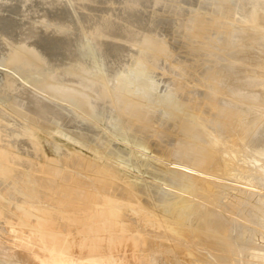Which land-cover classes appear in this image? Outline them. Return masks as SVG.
Listing matches in <instances>:
<instances>
[{
	"label": "rangeland",
	"instance_id": "obj_1",
	"mask_svg": "<svg viewBox=\"0 0 264 264\" xmlns=\"http://www.w3.org/2000/svg\"><path fill=\"white\" fill-rule=\"evenodd\" d=\"M127 1L126 0H0V125H4L5 126V123H4L5 119L3 120V117L5 115L6 121H8L10 126L7 127V128L4 127L3 135H4V137H5L4 139L6 141L4 143L7 144V146H6V149H8L7 153H9V156H10V158L12 160L13 166H15V164H16V160H14L15 158L16 159L20 158L22 160L29 159V158H33V159L35 158V160L37 162L43 164L45 155H47L48 158H53V157H56L58 154H66L69 151H75V152L80 153L81 155L89 157L90 156V153H89L90 150L88 149V145L86 146V143H85V142H87V140L82 138V139H78V141H77L78 137L74 133L78 132V133H82L84 135H87L86 136L87 138H88L89 133H90L89 138H91V137L92 138L91 139L88 138L89 140H88L87 144L91 145V144H95V143L97 144V143L101 142L102 144H106L107 143L106 145L108 146L109 149H112L113 147H114L113 150L114 149L115 150H119L120 149L119 151H121V153H122L121 154L122 158L119 159V162L124 167L127 165L126 169L128 170V172L123 170V168H121V169L119 168V170L121 172H123L124 174L126 173L127 177L133 176V177H130L131 179H133V178L138 179V181L143 185V187L148 189V191H149V188L151 186L160 187L161 183H164L163 176L165 174L164 170H166V169H164V167L162 165H160L159 161H156V160L154 161V159H152V157H154L153 156L154 153H151L150 151L147 152L142 147H139L136 144H132L131 138H130L132 134H130V132H128L127 126L125 125V123L122 120V118H118L117 117V115H116V114H118L117 110H115V108L111 104V101H109L107 98L104 101L98 100L97 101L98 103L95 101L96 98H93L94 100L92 99V101L90 102L91 105L95 102L94 104L97 105V108H99L97 110L98 111L97 113H99L100 118L97 119V120L93 119L94 120L93 121L91 117H89L88 115L86 116V114L84 112H82V110L80 108L76 107L75 104L71 103L70 100H67V102H68L67 103L66 99H64L63 97H62V99L61 98H57L56 99L53 96L55 98V99H53L52 96L49 97L48 94H45L43 92L44 96L47 95L45 98H47V97L51 98V101H50V99H48V100L51 103H53V104L51 105V104H49V101H47V104L50 105L49 107L52 106L51 109L52 110H57L56 112H58L60 115L62 113L64 114V115L63 114L61 115V117H63L61 119L62 121L61 120H57L59 118V116L57 117V115H59L57 113V115H56L57 118H54V119L51 120V124L54 126L53 128L52 127L43 126L44 129L45 130L47 129L46 131L49 132L47 134L45 133V131L43 129L37 130V128H35L34 126L31 127V125L28 124V122H27V124H25L23 122H20V120L17 119V115H19L18 114L19 113V106H21V105H19V106L14 105V104L10 105V103L13 100V98H12V96H11V94L9 92L5 93V88L7 89V86H6V78L7 77H6V75L7 76L9 75V76L13 77L15 80H17V82H19L20 79L21 80L24 79L22 81L27 83L28 85H31V84L34 85V83L36 84L38 82L40 83V80H42L41 81L42 83H40V84L43 85V84H46V83L48 84L47 80L49 81V79H50L49 76H51V74H52V76H54V75L56 76V78L60 82V85L61 84L63 85V86L61 85V87H58V86H60L59 83L57 85V87L60 88L61 91H64L66 89V91H68L70 93V95H75L76 92L78 91V89H77V86H75L76 84H74V81H75V83H76V81H83L84 78L86 79V76H87L86 80H92V77H93V74H94L95 76H98L99 78H101L104 82H107L106 83V87L108 89L109 98L112 97V93L113 92L114 93H119V91L121 90V87L123 88V86H125V85L129 86L130 87L129 89H132L133 91L136 92L137 89H140V88L143 87V86H140V88H139V85L143 83V84H145V87L143 88L142 91L145 92L144 95H146L147 101L150 100L149 104L152 102L151 104H153L155 107H158V109H156V110L157 111L159 110V112L155 111V116L158 118V122L162 123L161 126H163V124H166V126L164 127L165 129L170 128V125L172 123V120H171L172 119V115H171V112H170L171 111L170 109H171L172 105L174 106L175 103H177V102H181V103H185V104L187 102H189L190 106H192V107L199 104V105H201V107L198 106L199 108L197 110H195L196 112L199 113L200 119H198V122L203 124V126L206 125L205 129H206V131H208V133L211 132L210 133L211 137H215V139L219 140V143H218L219 145H218L217 149H221V151L223 152L222 156L224 158H226V160H227L226 162L228 163V165H230V164H232V165L229 166L230 167V171H228V172H224L220 168H215L217 170L215 175L218 177V179L211 178V177H205L206 179H208V181L211 182V186L213 188V191L216 192L218 190L217 193H215L216 195H213V199H212V197L210 198V196H208L209 197L208 199H206L205 197H202V198L201 197H199V198L198 197H196V198L194 197L193 198V200L199 201L200 205L202 206V207L200 206L202 208V211L203 210L204 211L208 210L209 213H211L210 216H207V219L210 218L211 220H219V223L223 224V229H222L223 233L224 234L227 233L225 235V239L226 240H225V242H223V241L220 242L221 243L220 245H218L219 244L218 243L217 246H215L216 249H215V247H213L214 252H213L212 249H210V250H212V251H210L209 248L202 247V245L193 246L194 248H196L195 250H197V248L198 249L200 248V249H199V251L198 250L194 251V248L193 249L191 248V250L194 251V252L191 253L192 254L191 257L192 256L193 257L190 258V259L195 261L196 264H229V262L232 259L233 260L235 259V260L234 261L232 260L230 262V264H235V262H236V264H238V263H240V264H242V263L243 264H264V144H263V142H264V137H263L264 136V110H261V109H264V102H263L264 100H262L264 98L263 97L264 96V90H263L264 87L262 85L264 83V81L262 80V79H264V74H263L264 73V58H263L264 55H262V54H264V48H263L264 47V36H262V35H264V30L262 32V29L261 30L259 29V28H262L261 25H263V27H264V7H262V6H264V3L261 2L263 0H251V1L250 0H246V1L245 0L244 1L243 0H230V1L229 0L225 1L224 0L223 2H222V0H215V2H212L214 0H209V1L208 0H176V1L175 0L171 1L170 0L171 2L168 1V0H166V1L165 0H160V1H158V0H134V1L133 0H127ZM218 1L220 3H218ZM228 1H229V3H227ZM143 2H144V4H143ZM159 2H161V4ZM221 3H223L222 6H224V8L221 6ZM224 3H226V4L224 5ZM170 4H171V6L173 8L170 7ZM210 4L211 5H213V4L216 5L217 4L216 6L217 7L219 6V8H217V9H218V11H221V13L217 12L216 7H214L215 5H213V7H214V9H213V7L210 6ZM228 4H231V5H228ZM233 4H235V5H233ZM165 5L167 7H169V8H166ZM228 6H229L230 9L232 7L233 10L232 9L229 10V8H227ZM234 6H235V8H233ZM253 6H254V8H253ZM160 7H162V8H160ZM210 7H212V8H210ZM257 7H259V8H257ZM164 8H165V10H164ZM170 8H171V10H169ZM167 9H168V11H167ZM173 9H174V11H173ZM179 9H180V11H178ZM212 9L214 10V14H213V11H211L212 13L210 12V10H212ZM215 9H216V11H215ZM225 9L227 10V12L225 11ZM85 10H86V12H85ZM181 10H184V11L181 12ZM199 10H201V11H199ZM245 10L247 11L248 14L247 13L245 14V12H244ZM176 11H178V13L181 12L183 15L180 14V13L178 14ZM186 11L187 12L190 11V14L189 13L187 14ZM253 11H255L257 14L256 13L254 14ZM258 11L261 12V13H259ZM173 12H175V13H173ZM183 12H185V13H183ZM215 12H217V13H215ZM223 12H225L224 15H223ZM229 12H231V13H229ZM251 12H253V13H251ZM176 13H177V15H176ZM208 13L210 14V16L213 15L212 16L213 18L210 17V16L208 17V15H209ZM227 13H228V15H226ZM164 14H166V15H164ZM191 14L193 15V18H192L193 20L191 18L189 19V17H188V16L192 17ZM195 14L199 15V17H202V20L204 19V21H202V22H203V24H205V23L207 24V25L205 24V27L209 26V28H207V30L209 32H211L213 30L212 33L215 34V35H213L212 33H210V34L213 35V38L215 37L214 38L215 40L213 39L214 43L211 40L212 36L209 33H207L208 31L206 32L207 35L205 34V37H203L205 40L201 39L200 42H199V40L196 41L197 39H195L192 36L191 32L194 30V26H196V23H195L196 21H194V20H195L196 17H198V16L195 17L194 16ZM220 14H222V15H220ZM132 15H134V16H132ZM170 15L172 17H170ZM216 15H218V17ZM253 15H255V16H253ZM260 16H261V19L259 18ZM244 17L245 18L247 17L249 20L247 18L245 20ZM249 17H252L254 19L251 20ZM187 18L190 21L187 20ZM210 18H212V19H210ZM218 18H220V19H218ZM225 18H227V20ZM257 18H259V19H257ZM213 19H215V21H216V19H218V21L215 22ZM136 20H137V23L135 22ZM219 20L222 21V22H219ZM127 21H129V22H127ZM186 21H189V22H186ZM207 21H209L210 23H208ZM225 21H227V22H225ZM235 21H236L237 24L239 23V21L240 22L242 21L243 23H239L240 27L241 26L242 27L245 26L244 28L246 29V26H247L248 32L250 31V33L254 34V31H252V30H255V35L251 34L253 36V38H252V36L248 37L250 35V33H248L247 30H244V28L240 29L239 24H238V26H236L237 24L235 23ZM244 21H247V22L249 21L251 24L249 22L247 23V22H244ZM105 22H106V25H105ZM133 22H134V24H133ZM151 22H153V23L151 24ZM191 22L193 23V25H192ZM252 22H254V24ZM258 22H260V24ZM99 23H101L100 26H99ZM111 23H113V24H111ZM186 23L187 24L191 23V24H188V25H192V26H188V25H186ZM217 23H218V26L220 27L219 30H218V26H216ZM228 23H230V24H228ZM255 23H258V24H255ZM178 24H179V26H178ZM212 24H213V28H212ZM234 24H236V25H234ZM241 24H243L244 26L241 25ZM252 24H253V26H252ZM104 26H105V28H104ZM143 26H145V27H143ZM224 26H226V28H223ZM126 27H128V28H126ZM177 27L181 28V30L179 28H177ZM185 27H186V30L184 29ZM189 27H190V29H189ZM236 27H238L240 30L238 28H236ZM98 28H100V29H98ZM101 28L103 29V31H102ZM106 28L109 30V32H104V31L107 30ZM222 28H223V31L221 30ZM233 28H234V30H232ZM251 28H252V30H251ZM254 28H256V29H254ZM113 30L115 32H113ZM148 30H149V32H148ZM230 30L233 31V32H231ZM241 30H243V31H241ZM257 30L258 31L260 30L262 33L259 31L261 33L260 34ZM125 31H127V33ZM145 31H146V34H145ZM128 32H130L131 35H134L133 33L135 32L136 36L135 35H134V37L130 36V39L132 37L133 38L130 40L129 37H128L127 41H126L125 38L130 35V33H128ZM152 32H154L155 36H154V34ZM222 32L223 33L225 32V34H223ZM228 32H231V34L228 33ZM241 32H243V33H241ZM93 33H94L95 37L92 36ZM108 33L110 35L114 34L113 36H111L112 38L110 37V35H108ZM189 33H191V34L189 35ZM221 33H222V35H221ZM218 34L221 35L223 37V39H220L222 37L218 36ZM104 35L105 36L107 35V37H105ZM119 35L124 36V37H121ZM141 35H142V37H141ZM156 35L159 36V37H156ZM228 35H229L230 38L228 37ZM232 35H235V36H232ZM147 36L157 39V41H159L163 46L165 45L164 47H166V49L168 50V54H169L168 60L159 59L158 62H157L158 66H157L156 70L155 69L150 70L147 66H146L147 67V69H146L145 65H147V64H145V65L141 64V58L139 60V57L142 54L141 53L142 50H141L140 47L144 44V43L142 44L143 38L147 37ZM188 36L189 37L191 36L190 39H189ZM206 36H208V37H206ZM224 36H226V38H224ZM236 36L239 37V38H236ZM140 37H141V39H138ZM123 38H124V40H122ZM134 38H136V39H134ZM241 38L243 40L244 39L245 40L243 41ZM254 38H258V40L256 39V41H255ZM184 39H185V41H184ZM217 39H219V41ZM236 39H238V41ZM110 40H111L112 43L110 42ZM186 40H188V41L191 40V42L189 41L190 42L189 43ZM216 40L218 42H221V43H216L217 42ZM225 40L226 41L228 40V41L226 42ZM240 40H242V41L239 42ZM130 41L133 42V43L130 44L131 43ZM137 41H139V42H137ZM194 41H196L195 42L196 44L194 43ZM126 42H127V44H126ZM138 43H141L142 45L138 44ZM199 43H200V45H199ZM212 43L214 45L215 44L216 45L213 46ZM225 43H227L228 45L225 44ZM231 43H232L233 46L231 45ZM245 43H247V44H245ZM254 43L255 44L258 43L257 44L258 47H257V45H254ZM118 44H119V46H118ZM238 44H239V46H238ZM30 45H31V47H30ZM188 45H189V48H188ZM204 45H206V46H204ZM209 45H211L213 48H210ZM241 45H242V47H241ZM26 46H27V48H26ZM126 47L127 48L129 47L128 48L129 50ZM195 47H198V48H195ZM202 47H204V48H202ZM225 47L227 49L231 47V49H228L230 52L227 49H225ZM260 47H261V49H259ZM17 48L18 49L21 48L22 50L21 49H19V50L21 52L22 51H24V52L21 53ZM28 48H29V50H28ZM201 48L203 49V51H202ZM206 48H208V49H206ZM235 48L238 51L235 50ZM245 48H246V50H245ZM26 49H27V52H25ZM233 49H234V55H233V53H231V50L233 51ZM208 50L210 52L209 54H213V52H216V51H218L219 53L221 52V53L220 54L219 53H217V54L215 53L213 55L206 56V54L208 55V52H207ZM211 50H212V52H211ZM221 50H224V52H223L224 54L222 53ZM252 50L254 52L255 51L256 52L254 53ZM16 51H19V53H17ZM28 51L31 52V53H29ZM139 51H140V53H139ZM197 51H199V52H197ZM242 51H246L247 55L243 54L245 52H242ZM192 52H194L196 54V56H198V57H196L195 54L192 53ZM239 52H240L239 56L242 54V56L240 58L237 55ZM249 52H250V55H249ZM28 53L31 54V56H33V58L31 59L32 62H28L27 63V61H28L27 60L26 62L24 61V62L11 64L12 62L15 61L12 58L13 55L14 56L16 55L18 57L21 55L20 57H23L24 59H27V55L26 54H28ZM132 53H134V54H132ZM226 53H229L230 55L232 54L231 56L232 57L235 56V57L232 58L231 56H229L227 54V56L230 57V59L225 58V57H227L225 55ZM257 53L259 55H257ZM35 55H37V56H35ZM119 55H120V57H119ZM214 55H216V56L214 57ZM217 55H220L222 57V59H220L221 57H219ZM224 55H225V57H223ZM248 55L250 57H247V59H246V56H248ZM170 56L171 57L173 56L174 58L172 59ZM199 56H201V57L199 58ZM211 56H213L216 59V63L213 64V68H212L211 65H212V63L215 62V59H213ZM38 57H39V59H37ZM137 57H138V59H137ZM206 57H207V59L209 61L207 59H205ZM237 57L239 59H237ZM34 58L36 60H38V61H36ZM197 58L199 60H197ZM224 58L227 59V61L231 60L229 62V65L228 64L225 65V63H228V62ZM252 58H254V59H252ZM204 59L206 60V62H204L205 61ZM210 59H211V61H210ZM217 59L218 60L220 59V61L222 60L221 63L222 62L223 63L221 64L220 61L219 62L217 61ZM223 59L226 62L223 61ZM240 59H242V60H240ZM250 59L252 61H250ZM232 60L233 61L235 60L234 63L232 62ZM243 60L245 62H246V60H248V61H247V63H245ZM260 60H263V61L261 62ZM167 61H168V63H164V62H167ZM236 61H238L240 63L236 64L237 63ZM251 62L252 63L255 62V63L252 64ZM178 63H180L179 65H183V66H185L187 68H190L189 70H191V71L192 70L196 71V73L198 75L200 73L201 76H202L201 77L202 80H205V78H207V75H209V73H211L212 71H216V69H217V71L219 69H221V71H225L226 67L229 69L230 68L229 66H232L229 69V72L232 71L233 75L231 74V72L230 73L227 72L228 69H226L227 71L225 72V74L223 72H220V70H219V72L221 74L223 73L222 75L224 77L222 79V81L224 80V82H222V83H224L223 84L224 86L226 84V87H228V88H226V87H224L223 85L220 84V88L223 89L224 91L222 92L220 90V92L218 94L214 93L213 97L215 98L214 104L216 105V107H218L219 109L221 107L224 110H228V111H231V112L236 114L235 118H234V122H235L234 123V128H232V129L227 128L221 122L222 120L220 118L216 117L217 116L216 111L212 112L209 109V107L204 104V102H205L204 100H206L208 96H212L211 95L212 92H211V90L208 89V87L205 88L206 85H204L203 83H199V81H196V79L188 78L189 80L188 79L186 80L187 81L186 82L187 83L186 86H188V87L181 88V89H183L182 92L175 91V83H173L174 81H173V78H172V74H173V77H174L175 73L173 71H171V70H169L171 75H168V74L166 75L164 73L167 72L168 69H176ZM188 63H189V65H188ZM243 63H245V64H243ZM159 64L161 65V67H159ZM169 64H171V65H169ZM214 65L215 66L216 65H220L221 67L216 66V68H215ZM247 65H249V66H247ZM190 66H192V67H190ZM208 66H209V68H208ZM233 66H234V68H233ZM235 66L236 67L239 66V67L236 68ZM241 66L244 68V70H241V69H243V68H241ZM255 66L257 68H255ZM248 67H250V68H248ZM210 68H211V70H210ZM239 68H241V69H239ZM245 68L246 69L248 68L249 71H247L248 69L246 70ZM121 69H122V71H121ZM206 69H208L210 72H206ZM82 70L83 71L86 70V72L84 71V73H83ZM203 70H205V71H203ZM245 70L247 71L246 73H245ZM80 71L83 74H86V75H83L84 78H81L82 75H81ZM150 71L152 73H150ZM252 71H254V72H252ZM4 72H5V74H4ZM75 72H77V73H75ZM235 72H236V74H238L237 76H235L236 75ZM247 73L250 76H248ZM152 74H154L155 76L152 75ZM157 74H158V76H156ZM228 74H231V75H228ZM146 75H148V76H146ZM261 75H262L263 78L261 77ZM122 76H123V79H122ZM228 76H229V78H228ZM231 76H234V78L231 77ZM254 76H256V77L254 78ZM109 77H111V79H109ZM151 77L154 78V79H158V80H154ZM226 77L228 78L227 80H226ZM257 77H258V79H257ZM43 78H45V81H44ZM46 78H47V80H46ZM78 78H79V80H78ZM133 78H135V79H133ZM241 78H243L244 80L247 79V78L248 79L245 80V82H244V80L241 79ZM159 79H163L165 81L159 80ZM167 79H169V80H167ZM231 79L232 80L235 79V80L229 81ZM26 80L27 81L30 80L29 83ZM191 80H192V82H191ZM238 80H240V81H238ZM22 81H20L18 84H21ZM155 81H156V83H155ZM157 81H158V83H157ZM161 82H163V83H161ZM235 82H236V84L242 82L241 85L244 84L243 86L247 85V86H245L247 92H245V87L243 88V86H242L240 88L238 86V84L235 86ZM117 83H119V84H117ZM170 83H171V85H170ZM107 84H109V85H107ZM150 84L152 85V87H151ZM184 84H185V82H184ZM200 84H202L203 86L200 85ZM227 84L230 85V86H227ZM250 85H251V88L249 87ZM260 85L262 87V90H260L261 89ZM194 86H195V88H194ZM222 86L224 88H222ZM256 86H259V87H256ZM110 87H112V88H110ZM116 87H117V89H116ZM230 87H233V88H230ZM118 88H120V89H118ZM146 88H148V90ZM155 88L157 89V91H156ZM189 88H190L191 91L189 90ZM238 88H240V89H238ZM249 88L250 89L253 88L250 91V93H249ZM193 89H195V90H193ZM233 89H235L237 92L236 91L233 92L234 91ZM241 89H243V90H241ZM257 89H258V91H257ZM115 90L116 91L118 90V92H116ZM192 90L195 93L192 92ZM229 90H230L231 96H230V94L228 95ZM255 90L257 92H259V93H257ZM70 91H72V92H70ZM238 91H240V92L244 91V93L243 92L242 93L244 95L246 93V96L242 95V93H239ZM68 92H66V93L68 94ZM137 92H139V91H137ZM149 92H150V94H149ZM169 92H170V94H169ZM232 92H233V94H232ZM251 92H252V95H251ZM153 93H154V95H153ZM167 93H168V95H167ZM183 93L185 95L187 94L186 95L187 98L185 97V95ZM260 93H261V95H260ZM149 95H151V96H149ZM226 95H228L227 97L229 99L226 98ZM236 95H240V96H236ZM248 95H251L252 97L249 96V98H248ZM173 96L174 97L176 96V97L174 98ZM199 96H201V97H199ZM260 96H262V97L259 98ZM235 97H237V99L239 97H241V98H243V100L240 98V99H238L239 101H237V99ZM176 98H177V100H176ZM111 99H113V97ZM63 100H65V101H63ZM174 100H175V102H174ZM259 100H262V101H260L261 104L259 103ZM155 101H157V102L155 103ZM58 102H60V103H58ZM158 102H159V104H158ZM162 103H164V104L162 105ZM242 103H243V105L246 104L245 105L246 107L245 106H240V105H242ZM105 104H107L108 106H106ZM236 104H237L238 108H237ZM104 107L105 108L107 107V109L104 110ZM257 107H258V109H257ZM109 108H110V110H109ZM259 108H261V109L259 110ZM59 109H61V110L59 111ZM235 109H236V111H235ZM238 109H239V112H238ZM244 109H245V111H244ZM66 110H68V111H66ZM100 110H102L103 112L100 111ZM187 111H190V110L187 109ZM165 112L167 113V116H166ZM252 112H254V113H252ZM247 114H249V116ZM250 114H251V116H250ZM67 115H69V116H67ZM19 116H20V118H24L22 115H19ZM66 116L69 117V118L66 119L67 118ZM253 116H255L254 118H256V117H258V118H256V120L254 121ZM249 118H250V121H249ZM104 119H106V120L103 121ZM201 119H202V121H201ZM246 119H248L249 122ZM252 119H253V121H252ZM65 120H70V123H69V121L65 122ZM165 120H166V122H165ZM52 121H53V123H52ZM71 121H73V122H71ZM62 122H64V123H62ZM67 122H68V124H65ZM72 123H74V124H72ZM75 123H77V124H75ZM240 123L242 125L243 124L244 125L242 126ZM245 123H248V124H245ZM55 125H56V127H55ZM245 125L246 126L249 125V126L246 127ZM207 126H209V129L207 128ZM224 127H225V130H224L225 132L223 131ZM249 127H250L251 130L247 129ZM49 128H51L50 131H49ZM73 128H75L76 130H74ZM86 128H91V130L90 129H86ZM220 128H221V130H220ZM52 129H53V131H52ZM55 129L56 130L58 129L59 132L56 131ZM78 129H82L83 131L81 130V132H80V130H78ZM84 129L87 130V132L89 131V133L85 132ZM99 130H100V132H99ZM60 131L62 132V135L60 134L61 133ZM250 131L251 132L253 131L252 134H251ZM63 132H65V133H63ZM231 132H233V133H231ZM235 132H236V135H234ZM55 133H57L56 136H54ZM237 133H239L240 136L237 135ZM73 134L76 135L75 136L76 138L74 137ZM82 134H81V137H82ZM246 134H247V136H246ZM65 135H66L67 139H66ZM84 135H83V137H84ZM233 135L235 136V139H234ZM47 136L51 137V138H47ZM52 136H54V137L52 138ZM99 136L101 138L102 137L103 138L101 139ZM251 136L253 137V139L251 138ZM35 137H36V139H35ZM245 137H246V139H245ZM105 138H108V139H105ZM239 138H240V140H239ZM256 138H258V139H256ZM72 139L73 140L75 139L74 143H72V141H73ZM171 139L174 141L173 138H171ZM226 139H227V141H226ZM100 140H102V141H100ZM103 140H105V141L103 142ZM205 140L208 141V137L207 136H205V137L203 136L202 137V139L200 141V144L205 145L206 144ZM241 140H242V142H240ZM257 140H261L260 143L262 145L259 144V141H257ZM237 141H239L240 143L237 142ZM247 142H248V144H247ZM79 144L82 145V146H80ZM242 145H243V147H242ZM256 145H258V146H256ZM230 146H231V148H230ZM236 146L239 148V150H238V148ZM246 146H248V147H246ZM55 147H57V149ZM222 149H224L225 151L222 150ZM41 151L44 152V154L41 153ZM232 160H233V162H232ZM235 162H236V166H235ZM169 168H170V170H172V168H175V167L174 166H170ZM160 169L163 170V171H160ZM177 169H180V168H177ZM251 169L254 172L251 171ZM240 171H242V172H240ZM243 171H245V172H243ZM209 172H212V170H209ZM149 173H151V174H149ZM188 173H190V172H188ZM246 173L248 174L247 176L245 175ZM155 174L157 175V178H156ZM195 175H197V174H195ZM232 176H234L235 178L232 177ZM242 178H243V180H242ZM250 178H252V179H250ZM236 180H238V181H236ZM151 181H153V182H151ZM241 182H243V183H241ZM253 183H254V185H253ZM155 184H158V185L155 186ZM223 185H225V187H223ZM229 185H230V187H229ZM226 186H227V188H226ZM235 186H236V188H235ZM218 188H220V189H218ZM223 188L226 189V190H224ZM241 191L243 192V194H242ZM238 193H241V194H238ZM236 194H238V195H236ZM229 195L233 196V197L230 198ZM243 195L245 197H243ZM219 196L221 197L222 200L220 199ZM187 197H189V196H187ZM230 199H233V200H230ZM203 200H205V201H203ZM208 200L209 201L215 200V201H213V204L212 203L209 204ZM229 200L231 202V205H230ZM225 202L227 203V205H226ZM232 204H236V205H232ZM257 204H259V205H257ZM223 205H225L226 207L223 206ZM232 206H234V207H232ZM232 208L233 209L237 208L235 210L236 212L234 210H232ZM0 209L3 210V209H7V208H0ZM212 209L214 211H211ZM223 210H224V212H222ZM216 211H218V212L216 213ZM238 211H240L241 213L238 212ZM7 213H12V214L15 215V212L10 210V209L7 210ZM212 214H213V216H212ZM232 214H234V215H232ZM253 214H254V216H253ZM237 215L239 216V218H238ZM217 216H218V218H217ZM223 217H225V218H223ZM219 218L221 219V221H220ZM243 218H244V220H243ZM246 220H248V221H246ZM13 222L15 223V221H13ZM227 222H229V223L227 224ZM231 222H232V224H231ZM101 223H102V228H101L100 232H101V235H102V234H105V231H103V225H106L109 222H105V224L103 222H101ZM229 225H231V226H229ZM89 226H90L89 228H92L94 225L90 224ZM254 229H256V231ZM82 230H84V233L86 232L85 229H82ZM229 230H231V231H229ZM244 230H246V232ZM240 231H241V233H243V232L244 233L241 235V233H239ZM95 234H97V232ZM231 234H232V236H230ZM73 235L78 238L79 235H81V234H80V232L75 233V231H74ZM88 236H90V235H88ZM93 237H94V234L91 235L89 238H93ZM231 237H232V239H231ZM238 239L243 241V242L239 241L240 243H238L237 242ZM81 240L82 239L79 238L77 243L78 242L81 243ZM250 240H251V242H249ZM232 243H234V244H232ZM219 246H221V248ZM225 246H227V247H225ZM229 247H232V248H229ZM233 247H234V249H233ZM224 248H225V250L227 249L230 252L234 251L235 254H234V252H232V253H229V255H228L229 251L228 252L225 251V253H223L224 250H222V249H224ZM201 250H202V252H201ZM220 250H222V251H220ZM198 252H199V254H201V256L198 255ZM216 252H219V253L221 252V253L220 254H218V253L216 254ZM212 253L213 254L215 253L214 255H216V256H214ZM237 253H238V257H237ZM239 253H240V255H239ZM210 255H212V256H210ZM221 255H223V256H221ZM227 255H228L229 258L232 256V259L229 260ZM241 255H243V256H241ZM202 256H203V258H202ZM176 258H177V260L174 259L175 261H179L180 260L179 261L180 264H186L185 260L180 259L182 257L177 256ZM204 258H207V260H204ZM220 258H222V259L220 260ZM73 259L74 258L69 259L68 257H66V264H68L69 260L73 261ZM185 259H188V258L185 257ZM237 260H238V262H237ZM13 264H23V263H20L19 261H17V262H14Z\"/></svg>",
	"mask_w": 264,
	"mask_h": 264
},
{
	"label": "bare ground",
	"instance_id": "obj_2",
	"mask_svg": "<svg viewBox=\"0 0 264 264\" xmlns=\"http://www.w3.org/2000/svg\"><path fill=\"white\" fill-rule=\"evenodd\" d=\"M158 1H160V0H158ZM168 1H170V0H168ZM223 1L224 0H222V2ZM229 1L227 3H229ZM263 1H261V2L264 3ZM212 2H215V0L212 1ZM159 3L161 4V2H159ZM218 3H220V2L218 1ZM143 4H144V2H143ZM222 4L223 3H221V6H222ZM225 4L226 3H224V5ZM213 5H215V4H213ZM213 5L210 4V6H212V7H213ZM216 5L214 7H216V9L219 8V6L217 7ZM228 5H231V4H228ZM233 5H235V4H233ZM165 7L169 8L166 5H165ZM170 7H172L171 4H170ZM212 7H210V8H212ZM214 7H213V9H214ZM222 7L224 8V6H222ZM262 7H264V6H262ZM160 8H162V7H160ZM227 8H229V6ZM233 8H235V6ZM253 8H254V6H253ZM257 8H259V7H257ZM213 9L210 10V12L213 11V14H214V10ZM216 9H215V11H216ZM231 9H232V7H231ZM231 9L229 8V10H231ZM164 10H165V8H164ZM169 10H171V8ZM167 11H168V9H167ZM173 11H174V9H173ZM178 11H180V9ZM178 11H176V12L178 13ZM182 11H184V10H181V12ZM199 11H201V10H199ZM225 11L227 12L226 9H225ZM85 12H86V10H85ZM181 12H179V13L182 14ZM217 12L221 13V11H218V9H217ZM217 12H215V13H217ZM244 12H245V14L247 13L246 10ZM253 12H254V14L256 13L255 11H253ZM253 12H251V13H253ZM173 13H175V12H173ZM177 13H176V15H177ZM183 13H185V12H183ZM188 13L190 14V11L187 12V14ZM224 13L225 12H223V15H224ZM229 13H231V12H229ZM259 13H261V12H259ZM164 15H166V14H164ZM218 15H216V16L218 17ZM220 15H222V14H220ZM226 15H228V13ZM132 16H134V15H132ZM194 16L195 17L198 16V17H196L195 20H194V21H196L195 22L196 26H194V30L191 33H192V36L195 39H197L196 41L199 40V42H200L201 39H204L203 37H205V34L206 35H207V33L210 34V33L213 32V30L211 31L209 29L211 31V32H209L207 30V28H209V26L205 27L206 23L203 24V22H202V21H204V19L202 20V17H199V15H197V14H195ZM209 16H210V14L208 15V17ZM212 16H210V17H212ZM253 16H255V15H253ZM170 17H172V16L170 15ZM188 17H189V19L190 18L192 19L193 15H192V17H190V16H188ZM212 18H210V19H212ZM246 18H245V20H246ZM249 18L251 20L254 19L252 17H249ZM259 18L261 19V16ZM259 18H257V19H259ZM189 19L187 18V20H189ZM218 19H220V18H218ZM218 19H216V21H215V19H213V20L215 22H217ZM225 19L227 20V18H225ZM189 21H186V22H189ZM127 22H129V21H127ZM135 22L137 23V20ZM207 22L210 23L209 21H207ZM219 22H222V21L219 20ZM225 22H227V21H225ZM244 22H247V21H244ZM152 23L153 22H151V24ZM191 23H188V24H191ZM218 23L216 24V26H218ZM235 23H236V21H235ZM239 23H243V22L239 21ZM252 23L254 24V22H252ZM258 23L260 24V22H258ZM258 23H255V24H258ZM100 24L101 23H99V26H100ZM111 24H113V23H111ZM133 24H134V22H133ZM188 24L186 23V25H188ZM228 24H230V23H228ZM236 24H234V25H236ZM238 24L236 26H238ZM253 24H252V26H253ZM105 25H106V22H105ZM192 25H193V23H192ZM192 25H188V26H192ZM241 25H243V24H241ZM178 26H179V24H178ZM261 26H262V28H259V29L260 30L262 29V32H263L264 27H263V25H261ZM143 27H145V26H143ZM239 27H240V24H239ZM244 27L241 26L240 29L244 28ZM104 28H105V26H104ZM126 28H128V27H126ZM177 28H179V27H177ZM212 28H213V24H212ZM219 28L220 27L218 26V30H219ZM223 28H226V26H224ZM223 28L221 29L222 31H223ZM236 28H238V27H236ZM98 29H100V28H98ZM179 29L181 30V28H179ZM184 29L186 30V27ZM189 29H190V27H189ZM254 29H256V28H254ZM149 30H148V32H149ZM232 30H234V28ZM244 30H247V32H248L247 26H246V29L244 28ZM251 30H252V28H251ZM102 31H103V29H102ZM127 31H125V32L127 33ZM241 31H243V30H241ZM252 31H254V34L250 33V31H249L248 33H250V35L248 34L249 35V36L247 35L248 37H251L252 36L251 34L255 35V30H252ZM104 32H109V30L107 29ZM113 32H115V31L113 30ZM135 32L133 33L134 35H135ZM231 32H233V31H231ZM231 32H228V33L231 34ZM128 33H130V32H128ZM152 33L154 34V32H152ZM191 33H189V35ZM222 33H221V35H222ZM241 33H243V32H241ZM145 34H146V31H145ZM212 34H210V35L212 36L211 40L213 41V39L215 38V37L213 38V35H215V34H213V35ZM223 34H225V32ZM108 35H110V34L108 33ZM113 35L114 34H111L110 37L113 36ZM134 35H131V33H130L129 36L126 35L127 36V37L125 36L126 37L125 38L126 41H127L128 37L130 39V36L134 37ZM157 35H156V37H159ZM221 35L218 34V36H221ZM92 36H94V33H93ZM119 36H121V35H119ZM154 36H155V34H154ZM208 36H206V37H208ZM232 36H235V35H232ZM262 36H264V35H262ZM105 37H107V35ZM121 37H124V36H121ZM141 37H142V35H141ZM141 37L138 38V39H141ZM190 37H189V39H190ZM228 37H229V35H228ZM224 38H226V36H224ZM236 38H239V37L236 36ZM252 38H253V36H252ZM134 39H136V38H134ZM220 39H223V37L220 38ZM254 39H255V41H256V39L258 40V38H254ZM122 40H124V38ZM217 40L219 41V39H217ZM236 40L238 41V39H236ZM242 40H240L239 42H241ZM139 41H137V42H139ZM184 41H185V39H184ZM186 41H188V40H186ZM189 41L191 42V40H189ZM196 41H194V43ZM218 41L216 43H221V42H218ZM110 42H111V40H110ZM132 43L133 42H131L130 44H132ZM213 43H214V41H213ZM126 44H127V42H126ZM138 44H141V43H138ZM142 44H141L142 46L140 47L141 50H142V52H141L142 54L141 55L139 54L140 55L139 60L141 58V64H144V65L147 64V65H145V67L147 66L150 70H153V69L156 70V68L158 66L157 62H158L159 59L168 60V58H169L168 57L169 56L168 50L166 49V47H164L165 45L163 46L159 41H157V39L147 36V37L143 38ZM225 44H227V43H225ZM245 44H247V43H245ZM257 44L254 43V45H257ZM189 45H188V48H189ZM199 45H200V43H199ZM211 45H209V47L213 48ZM215 45L213 44V46H215ZM231 45H232V43H231ZM118 46H119V44H118ZM204 46H206V45H204ZM238 46H239V44H238ZM30 47H31V45H30ZM226 47H225V49H227ZM241 47H242V45H241ZM257 47H258V45H257ZM26 48H27V46H26ZM195 48H198V47H195ZM202 48H204V47H202ZM236 48H235V50H237ZM19 49H21V48H19ZM206 49H208V48H206ZM228 49H231V47L228 48ZM259 49H261V47ZM28 50H29V48H28ZM245 50H246V48H245ZM19 51H16V52L19 53ZM202 51H203V49H202ZM221 51H222V53L224 52V50H221ZM22 52H24V51H22ZM25 52H27V49L25 50ZM197 52H199V51H197ZM207 52H208V55L206 54V56L213 55L215 53L216 54L219 53L218 51H216V52H213V54H209L210 53L209 50ZM211 52H212V50H211ZM242 52H245L243 54H246V51H242ZM29 53H31V52H29ZM29 53L26 54L27 55V59H24L23 57H20L22 54L19 57L16 56V55L15 56L13 55L12 58L15 61L12 62L11 64L24 62V61L26 62L27 60H28L27 63L28 62H32L31 59L33 58V56H31V54H29ZM139 53H140V51H139ZM192 53H194V52H192ZM231 53H233V55H234V49H233V51L231 50ZM132 54H134V53H132ZM227 54L229 56L232 55V54L230 55L229 53H226L225 55L227 56ZM239 54H240V52L237 55L239 56ZM225 55L223 57H225ZM249 55H250V52H249ZM249 55L246 56V59H247V57H250ZM257 55H259V54L257 53ZM262 55H264V54H262ZM35 56H37V55H35ZM195 56H196V54H195ZM215 56L216 55H214V57ZM217 56L221 57L220 55H217ZM241 56H242V54L239 56V58ZM119 57H120V55H119ZM196 57H198V56H196ZM200 57L201 56H199V58ZM211 57L213 59H215L213 56H211ZM234 57H232V58H234ZM171 58L173 59L174 57L172 56ZM225 58L230 59V57H228V56L225 57ZM239 58L237 57V59H239ZM37 59H39V57ZM137 59H138V57H137ZM205 59H207V57ZM220 59H222V57ZM220 59L219 60L217 59V61L219 62ZM224 59H223V61H225V60L227 61V59H225V60ZM252 59H254V58H252ZM197 60H199V59L197 58ZM240 60H242V59H240ZM36 61H38V60H36ZM210 61H211V59H210ZM221 61H220V63H221ZM230 61L228 60L227 61L228 63H225V65L226 64L229 65ZM234 61L232 60L233 63H234ZM247 61L248 60H246V62L245 61L244 62L247 63ZM250 61H252V60L250 59ZM260 61L262 62L263 60H260ZM204 62H206V60ZM236 62H237L236 64L240 63L238 61H236ZM164 63H168V61L164 62ZM215 63H216V59H215V62L212 63V65H211L212 68H213V64H215ZM245 63H243V64H245ZM253 63H255V62H253ZM179 64L180 63L177 64V68L176 69H168V71L164 73L166 75L167 74L171 75L169 70H171V71H173L175 73L174 77H173V74H172V78H173V81H174L173 83H175V91L182 92L183 89H181V88L188 87V86H186V84H187L186 80L188 78L196 79V81H199V83H203L204 85H206L205 88L208 87V89L211 90V92H212V94H211L212 96H208L207 99L204 100L205 101L204 104L206 106H208L209 109L212 112L216 111V114H217L216 117L220 118L222 120L221 122L227 128H230V129L234 128V123H235L234 122V118H235L236 114L231 112V111L224 110L221 107H220V109L218 107H216V105L214 104L215 98L213 97L214 93L218 94L220 92V90L222 92L224 91L223 89L220 88V84L221 85L224 84V83H222V82H224V80L222 81V79L224 78L222 74L223 73L225 74V72L227 71L226 69H228V68L226 67L225 71H221V69L218 68L220 70V72H223L222 74L219 72V70L217 71V69H216V71H212L211 73H209V75L206 74L207 78L204 77L205 80H202V78H201L202 76H201L200 73L198 75L196 73V71H194V70L191 71V70H189L190 68H187V67H185L183 65H179ZM169 65H171V64H169ZM188 65H189V63H188ZM192 66H190V67H192ZM216 66L221 67L220 65H216ZM216 66H215V68H216ZM247 66H249V65H247ZM147 67H146V69H147ZM159 67H161L160 64H159ZM229 67L231 68L232 66H229ZM238 67H236V68H238ZM208 68H209V66H208ZM233 68H234V66H233ZM241 68H243V67L241 66ZM241 68H239V69H241ZM248 68H250V67H248ZM255 68H257V67L255 66ZM229 69H228L227 72H229ZM210 70H211V68H210ZM241 70H244V68L241 69ZM246 70H245V73L247 71H249V69L247 71ZM84 71L86 72V70H84ZM84 71H83V73H84ZM121 71H122V69H121ZM203 71H205V70H203ZM206 72H210V71L208 69H206ZM230 72L232 74V71H230ZM252 72H254V71H252ZM75 73H77V72H75ZM83 73L81 72V75H82L81 78H84L83 75H86V74H83ZM150 73H152V72L150 71ZM4 74H5V72H4ZM231 74H228V75H231ZM235 74H236V72H235ZM152 75H154V74H152ZM237 75L238 74H236L235 76H237ZM247 75H248V73H247ZM54 76H52V74H51V76H49V78H50L49 81L46 78L48 84L46 83V84L42 85V84H40V83H42L41 82L42 80H40V83L38 82L36 84L34 83V85H32V84L28 85L27 83L22 81L24 79L21 80L19 78L20 81H22V82H21V84H18L20 81L17 82V80H15L13 77H11L9 75L8 76L6 75V77H7L6 78L7 89L5 88V93L9 92L11 94L12 98H13L12 102L10 103V105L14 104V105H17V106H19V105L22 106V107L19 106V113L18 114L22 115L24 118H20V116L17 115V119L20 120V122H23L25 124H27V122H28V124H30L31 127L34 126L35 128H37V130L43 129L45 131V133L47 134L49 132H47L46 131L47 129L45 130L43 126L52 127L53 128L54 126L51 124V120L54 119V118H57L58 116H59L60 119L58 118L57 120H61L63 118V117H61V115L63 113L60 115L58 112H56L57 110H52L51 109L52 106L49 107L50 106L49 104L52 105L53 103L50 102L51 98H48V97L45 98L47 95L44 96L43 92L45 94H48L49 97L50 96H52V97L54 96L56 99L57 98H61L62 99V97H63L64 99H66V102H67V100H70L71 103L75 104L76 107L80 108L82 110V112H84L86 114V116L88 115L89 117H91L92 120L93 119L97 120V119L100 118L99 113H97L98 112L97 110L99 108H97V105L94 104L95 102L94 103L92 102L93 103L92 105L90 103L92 101V99L96 98L95 101L97 102L98 100L104 101L107 98L109 101H111V104L115 108V110H117L118 114L115 113L117 115V117L118 118H122V120L124 121L125 125L127 126L128 132H130V134H132L131 137H130L132 144H136L137 146L142 147L147 152L150 151L151 153H154V155H153L154 157H152V159H154V161L155 160L159 161L160 165H162L164 167V169H166V170H164L165 174L163 176L164 183H161L162 187L161 186L160 187L156 186L159 183L155 184L156 187L151 186L149 188V191H148V189L143 187V185L138 181V179H135V178L131 179L130 177H133V176L127 177L126 173L124 174L123 172H121L119 170V168L120 169L123 168V170L128 172V170L126 169L127 165L124 167L119 162V159L122 158L121 157L122 153H121V151H119L120 149L119 150H115V149L113 150L114 147L112 149H109L108 146L106 145L107 143L106 144H102L101 142L97 143V144L96 143L95 144H91V145L87 144L88 140L91 139L92 137L89 138L90 133H89V131L87 132V130H85V129H84L85 132L89 133V136H88L89 139L86 137L87 135H84L82 133H78L77 132L78 130H80V132H81L82 129H78L76 131L77 133H74V134H76L77 137H78L77 141H78V139H82V138L87 140V142H85V143H86V146L88 145V149L90 150L89 151V153H90L89 157L81 155L80 153L75 152V151H69L66 154H58L56 157H53V158H48L47 155H45L43 164L37 162L35 160V158L34 159L33 158H29V159H25V160H22L20 158L19 159L15 158L14 160H16V164H15V166H13L12 160H11V158L9 156V153H7V151H8V149H6L7 144L4 143V142H6L5 139H4L5 137L3 135L4 127L7 128V127L10 126L8 121H6V117L4 115L3 120L5 119V122H4L5 126L4 125H0V208H7V209H3V210L0 209V264H13L14 262H17V261H19L20 263H23V264H66V257H68L69 259L74 258L73 261L69 260L68 264H180V262H179L180 260L179 261H175V260H177V258H176L177 256L182 257L180 259L185 260L186 264H196L195 261L190 259V258L193 257V256L191 257V255H192L191 253L194 252V251H197V250L199 251L200 248L199 249L197 248V250H195L196 248H194L193 246L202 245V247L209 248V250L210 249L213 250V247L217 246L218 243H219L218 245H220L221 244L220 242H222V241L225 242V240H226L225 239V235L227 233L226 234L223 233V230H222L223 229V224L219 223V220H211L210 218L207 219V216H210L211 213H209L208 210L207 211L206 210L202 211V208H201L202 206L200 205L199 201L193 200L194 197L195 198L196 197H198V198L199 197H201V198L205 197L206 199H208L209 198L208 196H210V198L212 197V199H213V195H216L215 193H217L218 190L217 191L215 190L216 192H214L213 188L211 186V182L208 181V179H206L205 177H211V178L218 179V177L215 175V173L217 171L215 168H220L222 171L228 172V171H230V167L229 166L232 165V164L228 165V163L226 162L227 161L226 158H224L222 156L223 152L221 151V149H217L218 145H219L218 144L219 140L215 139V137H211V135H210L211 132L208 133V131H206V129H205L206 125L203 126V124L198 122V119H200V117H199V113L196 112L195 110H197L199 108L198 106L201 107V105L198 104V105H195V106L192 107V106H190L189 102H187L186 104L185 103H181V102L175 103V105L174 106L172 105V107L170 109L171 110L170 112H171V115H172V119H171L172 123L170 125V128L165 129L164 127L166 126V124H163V126H161L162 123L158 122V118L155 116V111H157L156 109H158V107H155L153 104H151L152 102L149 104L150 100L147 101L146 95H144L145 92L142 91L143 88L145 87V84H143V83L142 84L139 83L140 84L139 88H140V86H143V87L140 88V89H137L136 92L133 91L132 89H129L130 88L129 86L125 85V86H123V88L121 87V90L119 91V93H114L113 92L112 93L113 99H111L112 97L109 98L108 89L106 87V83L107 82H104L101 78H99L98 76H95L94 74H93L92 80H86L87 79V76H86V79L84 78L83 81H76V83L74 81V84H76L75 86H77V89H78V91L76 90L78 93L76 92L75 95H70V93L68 91H66V89L64 91H61V89L58 88V87H61L62 84L60 85V82L58 81L56 76L55 77ZM146 76H148V75H146ZM156 76H158V74ZM248 76H250V75H248ZM231 77L234 78V76H231ZM255 77L256 76H254V78ZM261 77H262V75H261ZM228 78H229V76H228ZM228 78L226 77V80ZM43 79L45 81V78H43ZM109 79H111V77H109ZM122 79H123V76H122ZM133 79H135V78H133ZM152 79H154V78H152ZM163 79H159V80H163ZM241 79H243V78H241ZM247 79H245V80H247ZM257 79H258V77H257ZM78 80H79V78H78ZM154 80H158V79H154ZM167 80H169V79H167ZM233 80H235V79H233ZM233 80L231 79L229 81H233ZM245 80H244V82H245ZM262 80L264 81V79H262ZM29 81H27V82L29 83ZM163 81H165V80H163ZM238 81H240V80H238ZM184 82H185V84H184ZM191 82H192V80H191ZM242 82L241 83H237L240 88L244 85V84L241 85ZM58 83H59L60 86L57 87ZM155 83H156V81H155ZM157 83H158V81H157ZM161 83H163V82H161ZM117 84H119V83H117ZM237 84L235 82V86ZM107 85H109V84H107ZM170 85H171V83H170ZM200 85H202V84H200ZM251 85L249 86L250 88H251ZM262 85L264 87V83ZM223 86H222V88L226 87V84H225L224 87ZM227 86H230V85L227 84ZM245 86H247V85H245ZM245 86H243V88ZM117 87H116V89H117ZM151 87H152V85H151ZM256 87H259V86H256ZM260 87H261V85H260ZM110 88H112V87H110ZM194 88H195V86H194ZM226 88H228V87H226ZM230 88H233V87H230ZM240 88H238V89H240ZM250 88H249V93L253 89V88L252 89H250ZM118 89H120V88H118ZM146 89L148 90V88H146ZM157 89H156V91H157ZM189 90H190V88H189ZM193 90H195V89H193ZM193 90H192V92H194ZM233 90H234L233 92L236 91L235 89H233ZM241 90H243V89H241ZM260 90H262V87H261ZM137 91H139V92H137ZM257 91H258V89H257ZM66 92H68V94ZM70 92H72V91H70ZM116 92H118V90ZM233 92H232V94H233ZM238 92L239 93H242V92L244 93V91H242V92L238 91ZM245 92H247L246 91V87H245ZM243 93H242V95H244ZM257 93H259V92H257ZM149 94H150V92H149ZM169 94H170V92H169ZM229 94H230V90L228 92V95ZM153 95H154V93H153ZM167 95H168V93H167ZM186 95H185V97H186ZM228 95H226V98H228L227 97ZM251 95H252V92H251ZM251 95H248V98ZM260 95H261V93H260ZM149 96H151V95H149ZM230 96H231V94H230ZM236 96H240V95H236ZM244 96H246V93H245ZM54 97H53V99H55ZM199 97H201V96H199ZM241 97H239L238 99H240ZM261 97L262 96H260L259 98H261ZM235 98L237 99V97H235ZM48 99H50V101ZM238 99H237V101H239ZM241 99L243 100V98H241ZM176 100H177V98H176ZM262 100H264V98ZM262 100H259V103ZM47 101H49V104H47ZM63 101H65V100H63ZM156 102L157 101H155V103ZM174 102H175V100H174ZM58 103H60V102H58ZM158 104H159V102H158ZM163 104L164 103H162V105ZM105 105L108 106L107 104H105ZM245 105H243V103H242V105H240V106H245ZM236 106H237V104H236ZM237 108H238V106H237ZM106 109H107V107L106 108L104 107V110H106ZM187 109H189L190 111H187ZM257 109H258V107H257ZM260 109L261 108H259V110ZM60 110L61 109H59V111ZM109 110H110V108H109ZM261 110H264V109H261ZM66 111H68V110H66ZM100 111H102V110H100ZM235 111H236V109H235ZM244 111H245V109H244ZM157 112H159V110ZM238 112H239V109H238ZM57 113L59 115H57ZM252 113H254V112H252ZM56 115H57V117H56ZM247 115L249 116V114H247ZM67 116H69V115H67ZM166 116H167V113H166ZM250 116H251V114H250ZM254 117L255 116H253V119L255 121L256 118H258V117H256V118H254ZM68 118L69 117H67L66 119H68ZM253 119H252V121H253ZM105 120L106 119H104L103 121H105ZM246 120L248 121V119H246ZM53 121H52V123H53ZM66 121H69V123H70V120H65V122ZM201 121H202V119H201ZM249 121H250V118H249ZM71 122H73V121H71ZM165 122H166V120H165ZM62 123H64V122H62ZM65 124H68V122L65 123ZM72 124H74V123H72ZM75 124H77V123H75ZM245 124H248V123H245ZM247 126H249V125H247ZM55 127H56V125H55ZM207 128L209 129V126H207ZM50 129L51 128H49V131H50ZM58 129L57 130L55 129V130L58 131ZM73 129L76 130L75 128H73ZM86 129H90L91 130V128H86ZM247 129H250V127L247 128ZM220 130H221V128H220ZM224 130H225V127L223 128V131ZM52 131H53V129H52ZM99 132H100V130H99ZM252 132H251V134H252ZM57 133H55L54 136H56ZM63 133H65V132H63ZM231 133H233V132H231ZM60 134L62 135V132ZM81 134H82V137H81ZM247 134H246V136H247ZM76 135H74V137ZM83 135H84V137H83ZM234 135H236V132H235ZM237 135H239V133H237ZM54 136H52V138ZM203 136L204 137L205 136L208 137V141L205 140L206 141L205 145L200 144V141H201ZM65 137H66V135H65ZM47 138H51V137L47 136ZM171 138H173L174 141ZM251 138L253 139L252 136H251ZM35 139H36V137H35ZM66 139H67V137H66ZM105 139H108V138H105ZM234 139H235V136H234ZM245 139H246V137H245ZM256 139H258V138H256ZM74 140L72 141V143H74ZM239 140H240V138H239ZM100 141H102V140H100ZM104 141L105 140H103V142ZM226 141H227V139H226ZM257 141H259V144H261L260 143L261 140H257ZM237 142H239V141H237ZM240 142H242V140ZM247 144H248V142H247ZM263 144H264V142H263ZM80 146H82V145H80ZM256 146H258V145H256ZM242 147H243V145H242ZM246 147H248V146H246ZM55 148L57 149V147H55ZM230 148H231V146H230ZM222 150H224V149H222ZM238 150H239V148H238ZM41 153L44 154V152H42V151H41ZM232 162H233V160H232ZM170 166H174L175 168H172V170H170V168H169ZM235 166H236V162H235ZM177 168H180V169H177ZM209 170H212V172H209ZM160 171H163V170L160 169ZM187 171L190 172V173H188ZM251 171H253V170L251 169ZM240 172H242V171H240ZM243 172H245V171H243ZM194 173L197 174V175H195ZM149 174H151V173H149ZM245 175L247 176L248 174L246 173ZM155 176L157 178L156 174H155ZM232 177H234V176H232ZM250 179H252V178H250ZM242 180H243V178H242ZM236 181H238V180H236ZM151 182H153V181H151ZM241 183H243V182H241ZM253 185H254V183H253ZM223 187H225V185H223ZM229 187H230V185H229ZM226 188H227V186H226ZM235 188H236V186H235ZM218 189H220V188H218ZM224 190H226V189H224ZM238 194H241V193H238ZM238 194H236V195H238ZM242 194H243V192H242ZM187 196H189L190 198L187 197ZM231 197H233V196H230V198ZM243 197H245V196L243 195ZM220 199H221V197H220ZM215 200H213V201H215ZM230 200H233V199H230ZM230 200H229V202H230ZM203 201H205V200H203ZM213 201H209V204L210 203L213 204ZM226 205H227V203H226ZM230 205H231V202H230ZM232 205H236V204H232ZM257 205H259V204H257ZM223 206H225V205H223ZM232 207H234V206H232ZM9 209L14 211L15 215L12 214V213H7V210H9ZM236 209L232 208V210H234V211ZM211 211H214V210L212 209ZM217 212L218 211H216V213ZM222 212H224V210ZM238 212H240V211H238ZM234 214H232V215H234ZM212 216H213V214H212ZM253 216H254V214H253ZM217 218H218V216H217ZM223 218H225V217H223ZM238 218H239V216H238ZM243 220H244V218H243ZM13 221H15V223ZM220 221H221V219H220ZM246 221H248V220H246ZM101 222H103L104 224H105V222H109L108 224L103 225V231H105V234H102V235H101V232H100V230L102 228V223ZM228 223L229 222H227V224ZM90 224H92L94 226L92 228H89ZM231 224H232V222H231ZM229 226H231V225H229ZM82 229H85L86 232L84 233V230H82ZM254 230L256 231V229H254ZM72 231L73 232L75 231V233L80 232L81 235H79V237L77 238L76 236L73 235ZM229 231H231V230H229ZM244 231L246 232V230H244ZM96 232H97V234H95ZM239 233H241V231ZM243 233H241V235ZM93 234H94V237L93 238H89ZM88 235H90V236H88ZM230 236H232V234ZM79 238L82 239L81 243L80 242L77 243ZM231 239H232V237H231ZM251 240L249 242H251ZM239 241H241V240L238 239L237 242L240 243ZM241 242H243V241H241ZM234 243H232V244H234ZM219 247L221 248V246H219ZM225 247H227V246H225ZM191 248L192 249L194 248V251H192ZM229 248H232V247H229ZM215 249H216V247H215ZM233 249H234V247H233ZM212 250H210V251H212ZM222 250H224L223 253H225V251H227V252L229 251L227 249L225 250V248L222 249ZM222 250H220V251H222ZM201 252H202V250H201ZM213 252H214V250H213ZM232 252H234V251H232ZM232 252L229 251L228 255H229V253H232ZM217 253L220 254L221 252L220 253L216 252V254ZM234 254H235V252H234ZM198 255L201 256V254H199V252H198ZM223 255H221V256H223ZM228 255H227V257H228ZM239 255H240V253H239ZM210 256H212V255H210ZM214 256H216V255H214ZM241 256H243V255H241ZM185 257H187L189 260L185 259ZM237 257H238V253H237ZM202 258H203V256H202ZM221 259L222 258H220V260ZM230 259H232V256L229 258V260ZM204 260H207V258H204ZM230 262H229V264H230ZM237 262H238V260H237ZM235 264H236V262H235ZM238 264H240V263H238Z\"/></svg>",
	"mask_w": 264,
	"mask_h": 264
}]
</instances>
